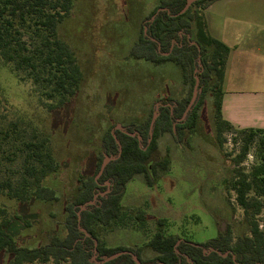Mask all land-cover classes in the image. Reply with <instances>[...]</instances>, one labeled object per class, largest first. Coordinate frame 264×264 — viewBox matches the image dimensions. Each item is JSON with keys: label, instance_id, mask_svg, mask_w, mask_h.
I'll return each mask as SVG.
<instances>
[{"label": "trees", "instance_id": "obj_1", "mask_svg": "<svg viewBox=\"0 0 264 264\" xmlns=\"http://www.w3.org/2000/svg\"><path fill=\"white\" fill-rule=\"evenodd\" d=\"M76 1L0 0V60L20 83L31 84L50 113L70 104L83 85L75 50L61 35ZM154 1L156 5L148 12V2L143 6L146 10L140 19L144 21L140 25L138 21V35L126 55L145 64L153 76L152 83L145 85L149 98L142 103V114L126 120L128 123L121 128L111 127L99 138L95 175L78 180L74 195L65 206L63 234L53 236L45 245H21L9 231L11 220L6 208L0 207V256L9 257L10 264L51 260L56 264H137L131 254L106 261L124 251L132 252L142 264H264V230L256 220L264 211V129L238 130L223 118V84L230 48L209 34L204 14L217 0H193L179 16L176 15L185 8L187 0ZM138 4L141 0H135L132 7L137 8ZM167 74L173 82L182 81L187 88L184 94L159 93ZM196 77L200 80L197 100L185 120L179 122L192 98ZM206 103L211 106L221 143L225 132L244 135L235 166L243 164L251 148L257 147L259 164L249 173L238 169L229 185L245 212L249 234L235 239L229 229L214 239L194 243L165 234L166 220L159 219V229L148 242L156 253L153 259L145 261L140 248L104 245L98 229L120 224L128 214L122 205L127 184L138 175L149 187L157 184L159 172L169 171L171 165L170 158L160 152V139L171 134L179 145H188ZM155 104H160L158 111ZM26 134L17 121L0 128V165L20 166L18 170L10 168L11 174L0 178V195L22 204L58 202L56 190L45 184L60 170L51 141L37 132L28 137ZM107 158L110 161L103 169ZM106 182L110 187L104 186ZM102 193L106 194L99 196ZM137 217L144 220V211L140 210Z\"/></svg>", "mask_w": 264, "mask_h": 264}, {"label": "rangeland", "instance_id": "obj_2", "mask_svg": "<svg viewBox=\"0 0 264 264\" xmlns=\"http://www.w3.org/2000/svg\"><path fill=\"white\" fill-rule=\"evenodd\" d=\"M131 1H76L61 35L75 50L83 85L63 109L48 112L31 84L20 83L0 60V128L17 121L27 137L34 132L49 137L60 162L59 172L45 181L56 190L58 202L22 204L0 195V207L6 208L11 220L9 231L21 245H45L53 236L63 234L65 206L72 199L78 180L95 175L99 138L111 127L121 128L128 123L126 120L140 115L143 101L149 98L145 85L152 83V74L145 64L126 55L138 35V21L139 25L144 21L140 19L146 10L143 6L148 2V12L156 3L141 0L133 8L135 0ZM249 3L250 0L217 2L206 12V18L212 29L219 18H264L262 13L255 16L261 7L254 8ZM161 84L158 91L163 96L182 95L187 89L181 80L173 82L170 74ZM155 106L157 110L160 104ZM243 136L225 132L221 143L209 103L201 107L198 128L188 145H179L171 134H165L159 142L160 152L170 158V170L159 172L154 187H149L142 175L127 184L122 205L128 214L122 223L98 229L103 244L111 248H140L145 261L153 259L156 253L148 242L159 229V219L166 220L165 234L194 243L214 239L229 229L235 239L249 234L245 212L237 204L236 192L229 189L238 169L249 173L259 164L254 145L244 163L234 165ZM10 168L18 170L20 166L0 165V178L11 174ZM106 185L110 187L109 182ZM140 210L145 213L144 220L137 217ZM256 220L264 230V211ZM0 264H10L9 257L1 255ZM28 264L56 263L51 260Z\"/></svg>", "mask_w": 264, "mask_h": 264}, {"label": "crops", "instance_id": "obj_3", "mask_svg": "<svg viewBox=\"0 0 264 264\" xmlns=\"http://www.w3.org/2000/svg\"><path fill=\"white\" fill-rule=\"evenodd\" d=\"M212 3L205 11L208 12ZM255 16L264 15V0H250ZM211 36L230 48L223 84L222 115L238 130L264 129V18H219Z\"/></svg>", "mask_w": 264, "mask_h": 264}, {"label": "water", "instance_id": "obj_4", "mask_svg": "<svg viewBox=\"0 0 264 264\" xmlns=\"http://www.w3.org/2000/svg\"><path fill=\"white\" fill-rule=\"evenodd\" d=\"M192 2H193V0H187V5L185 6V8H184L179 14H177L176 16H179V15L184 14V13L189 9V7L191 6ZM199 83H200V80H199L198 77H196V83H195V86H194V90H193L192 98H191L190 103H189V105L187 106V108H186V110H185V112H184L183 117L179 120V122L185 120V118L187 117L188 113L190 112V110L192 109L193 105L195 104V102H196V100H197V97H198V94H199ZM156 116H157V114L155 115V117H156ZM154 122H155V118H154V120H153V122H152L151 132H152V130H153V124H154ZM120 152H121V150H120ZM109 161H110V158H107V159L104 161V163H103V169L105 168L106 164H107ZM103 169L101 170L100 175L103 173ZM96 199H97V196H95L94 201H96ZM94 201L91 202L90 204H93ZM81 209L83 210L84 207H82ZM123 254H131V255L133 256L134 261H135L137 264H142L141 261H140V259H139L136 255H134L132 252H129V251H124V252L117 253V254H115L114 256L108 258L106 261L113 260V259H115V258H117V257H119V256H121V255H123ZM225 256H226V255H225ZM234 260H235V258H234Z\"/></svg>", "mask_w": 264, "mask_h": 264}, {"label": "flooded vegetation", "instance_id": "obj_5", "mask_svg": "<svg viewBox=\"0 0 264 264\" xmlns=\"http://www.w3.org/2000/svg\"><path fill=\"white\" fill-rule=\"evenodd\" d=\"M210 251V250H209ZM207 253H209L208 251H207Z\"/></svg>", "mask_w": 264, "mask_h": 264}]
</instances>
